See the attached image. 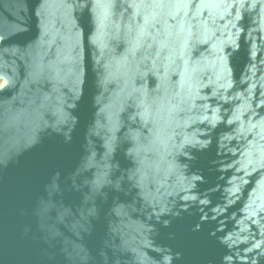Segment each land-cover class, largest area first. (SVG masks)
Here are the masks:
<instances>
[{"label": "water", "instance_id": "water-1", "mask_svg": "<svg viewBox=\"0 0 264 264\" xmlns=\"http://www.w3.org/2000/svg\"><path fill=\"white\" fill-rule=\"evenodd\" d=\"M0 264H264V0H0Z\"/></svg>", "mask_w": 264, "mask_h": 264}, {"label": "rangeland", "instance_id": "rangeland-1", "mask_svg": "<svg viewBox=\"0 0 264 264\" xmlns=\"http://www.w3.org/2000/svg\"><path fill=\"white\" fill-rule=\"evenodd\" d=\"M2 84H3V80L0 79V87L2 86Z\"/></svg>", "mask_w": 264, "mask_h": 264}]
</instances>
